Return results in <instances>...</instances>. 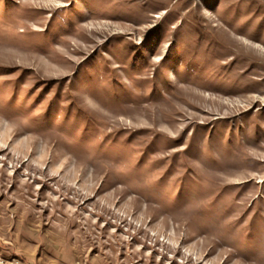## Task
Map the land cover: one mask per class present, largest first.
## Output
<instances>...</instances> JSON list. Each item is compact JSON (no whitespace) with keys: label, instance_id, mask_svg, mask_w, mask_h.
Listing matches in <instances>:
<instances>
[{"label":"rangeland","instance_id":"obj_1","mask_svg":"<svg viewBox=\"0 0 264 264\" xmlns=\"http://www.w3.org/2000/svg\"><path fill=\"white\" fill-rule=\"evenodd\" d=\"M0 255L264 264V0H0Z\"/></svg>","mask_w":264,"mask_h":264},{"label":"built area","instance_id":"obj_2","mask_svg":"<svg viewBox=\"0 0 264 264\" xmlns=\"http://www.w3.org/2000/svg\"><path fill=\"white\" fill-rule=\"evenodd\" d=\"M0 264H25V262L17 258L7 259L0 255Z\"/></svg>","mask_w":264,"mask_h":264}]
</instances>
